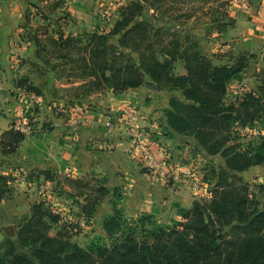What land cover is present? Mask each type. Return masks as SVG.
Listing matches in <instances>:
<instances>
[{"label": "crops", "instance_id": "1", "mask_svg": "<svg viewBox=\"0 0 264 264\" xmlns=\"http://www.w3.org/2000/svg\"><path fill=\"white\" fill-rule=\"evenodd\" d=\"M224 1L231 25L213 32L214 23L198 16L187 22L182 33L198 37L210 55L246 57L248 67L228 85L231 101L259 85L256 73L264 68V0ZM107 2L62 0L59 5L55 0H0V174L11 176L12 182L17 174L27 177L13 187L10 198L0 201V244L6 230L30 216L37 201L63 213L61 203L70 192L63 179L68 177L105 178L112 193L120 194L127 215L151 213L170 223L181 219L177 205L191 208L196 199L207 197V184L196 192L187 177L204 175L212 163L225 164L220 154L208 155L194 138L166 134L165 111L172 97L184 99L181 90H168L156 82V89L144 84L124 91L94 85L95 77L81 62L83 56L91 63L90 56L80 48L88 41L86 35L108 33L129 1L118 0L116 16L104 21L101 13L108 9L103 7ZM67 39L75 46L68 47ZM109 43H117V37ZM176 73H187L183 62L177 64ZM26 92L35 93L37 99ZM108 115L121 118L118 130L105 126ZM128 117L146 133L156 156L168 161L167 181L144 168ZM18 124L26 127L25 138L14 153L6 154L2 136ZM218 156L223 162H216ZM254 167L240 174L244 177ZM113 209L110 194L99 204L96 218L113 214Z\"/></svg>", "mask_w": 264, "mask_h": 264}, {"label": "trees", "instance_id": "2", "mask_svg": "<svg viewBox=\"0 0 264 264\" xmlns=\"http://www.w3.org/2000/svg\"><path fill=\"white\" fill-rule=\"evenodd\" d=\"M199 1L210 0H131L108 33L86 35L88 41L80 49L90 56L91 63L83 56L81 62L96 86L124 91L152 80L182 91L184 99H170L164 130L170 137L174 133L192 137L208 155L225 159L219 167L210 164L204 174L211 196L196 199L191 208L177 205L181 219L163 224L151 213L126 217L117 205L120 194L112 193L105 178L68 177L78 191L69 195L84 199L78 205L87 217L112 194L114 212L102 223L107 237L96 236L81 245L65 223L60 225L61 216L50 204L36 202L30 216L6 230L0 264H264V183L253 193L240 174L264 165V137L246 139L248 134L241 132L256 123L264 129V68L256 73L257 89L227 99L229 83L241 76L248 61L242 56L210 55L198 37L182 33L196 13L189 6ZM227 5L223 0L219 8L224 10L217 19L219 31L233 23ZM151 10L154 15L147 14ZM156 14L174 17L180 25L158 26ZM111 37H117V43H109ZM67 40L68 47L75 46ZM180 61L187 70L184 75L176 73ZM24 138L25 133L14 127L7 130L1 139L4 153H14ZM46 177L51 174L46 172ZM11 180L0 174V201L12 196Z\"/></svg>", "mask_w": 264, "mask_h": 264}, {"label": "rangeland", "instance_id": "3", "mask_svg": "<svg viewBox=\"0 0 264 264\" xmlns=\"http://www.w3.org/2000/svg\"><path fill=\"white\" fill-rule=\"evenodd\" d=\"M123 1H129L130 2L131 0H123ZM222 1L221 0H217V1L216 0H210L209 2L199 1V2H196L195 4L194 3L191 4L189 7H190V9L192 8V9L196 10L194 17H198V16L204 17V18L206 17L209 19L210 23H214L213 26L211 24V30L213 32H217L218 31V28H217V24H218L217 21L218 20L217 19L220 18V15H221L220 11H222V12L224 11L221 9L219 10ZM102 2L106 3L107 0H102ZM117 2H118V0H108L107 4H105L103 6V7H107L108 9L104 10L105 12H102L101 15L114 18V15L116 16V12H117V9H116ZM147 14L148 15H154L153 12H148ZM156 15H157V17H155L154 22L158 26L165 25L167 28H170V27L173 28V27H177L178 25H180L179 22H176L174 20V17L169 19V18L164 17L160 14H156ZM169 25H171V26H169ZM200 27L204 28V24L201 23ZM262 129H263L262 125H260L259 123H256L254 125V127H252V130L249 131L250 133H247V132H243V133L248 134V135H246L247 136L246 139H248L249 137L254 136L256 133H259ZM222 159L223 158L218 156L216 162L221 163V162H223ZM20 175H25V174H22V173L17 174L16 180L14 179L13 182L12 181L10 182V186L12 188V193H13V187L15 185L19 184V182L21 183L22 181L27 180V178H25V179L21 178ZM25 177H26V175H25ZM203 178H204V175H203ZM244 179L247 183H249L250 187H252L251 192L254 193V191H256L255 189L257 188V186L264 183V165L255 166L252 172H248L247 174H245ZM63 182H64V187H66L67 189H70V192L72 191V193H78V191L74 188L73 184L68 182L67 179H63ZM206 184H207V187H209V189L207 190L208 194H207L206 198H209L211 196L210 185L208 183H206ZM68 194L69 193L67 192V196H68V198L66 197L67 200H63V202L61 203L65 206L63 213L60 210H58V208H56V206L51 205L52 206L51 208L56 213H59L60 216L63 217L62 219L64 221H61L62 220L61 219L60 225H62L64 223L67 225L66 229L68 230V233L70 234V236H72V239L78 241L81 245H85L90 239H92L96 236L107 237L105 229H103V227H102L103 226L102 223H103L104 218L109 214L102 215L103 218H101V216H98V218H96V212H97V210H96V212L94 213L93 216L87 217L82 213V211L78 205V201L83 203L84 199L81 197L74 198ZM206 198H205V196H202L198 199H206ZM37 202H40V201H37ZM117 205H118V207H120L121 209L124 210V208L122 207V203H121L120 199H119ZM98 207H99V205L97 206V209H98ZM124 214L126 217H128L130 219H134V218L136 219L142 215V213L138 214V215H127L125 213V211H124ZM164 221L158 220L159 223L166 224V222H164ZM77 223H78V225H75ZM167 223H169V222H167ZM52 232L56 233L55 230H53Z\"/></svg>", "mask_w": 264, "mask_h": 264}, {"label": "built area", "instance_id": "4", "mask_svg": "<svg viewBox=\"0 0 264 264\" xmlns=\"http://www.w3.org/2000/svg\"><path fill=\"white\" fill-rule=\"evenodd\" d=\"M103 20L110 21V17H103ZM26 94L29 95V97L33 100L37 99V95L32 92H26ZM133 118L128 117L129 124V131L131 133V137L136 141L139 150H140V157L141 162L144 166V168H147L150 173L158 176L161 179L168 180L171 178L170 170H169V164L166 159H161L156 156L152 148L148 144V140L146 137V133L139 129V127L135 126L133 122H131ZM122 125L121 118H116L115 116L108 115L105 126H107L111 131H116L120 126ZM126 125V124H125ZM16 130H19L23 133L27 131L26 127L24 125L18 124L14 127ZM127 129V128H126ZM242 133L252 130L251 127H246L244 129H241ZM255 136H263L264 137V129H262L259 133H256ZM21 178H27L25 175H20ZM23 179V180H24ZM16 180V179H15ZM186 181H188L194 188L196 192H201L204 185H206L205 181L203 180V175L201 177L199 175L197 176H189L187 177Z\"/></svg>", "mask_w": 264, "mask_h": 264}, {"label": "water", "instance_id": "5", "mask_svg": "<svg viewBox=\"0 0 264 264\" xmlns=\"http://www.w3.org/2000/svg\"><path fill=\"white\" fill-rule=\"evenodd\" d=\"M145 85L147 88L149 89H156V83L154 81H151V80H147L145 82Z\"/></svg>", "mask_w": 264, "mask_h": 264}]
</instances>
